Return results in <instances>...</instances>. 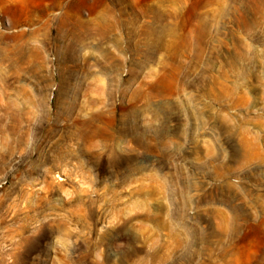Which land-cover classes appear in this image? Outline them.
Instances as JSON below:
<instances>
[{"label":"rangeland","instance_id":"rangeland-1","mask_svg":"<svg viewBox=\"0 0 264 264\" xmlns=\"http://www.w3.org/2000/svg\"><path fill=\"white\" fill-rule=\"evenodd\" d=\"M0 264H264V0H0Z\"/></svg>","mask_w":264,"mask_h":264}]
</instances>
